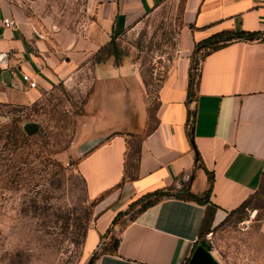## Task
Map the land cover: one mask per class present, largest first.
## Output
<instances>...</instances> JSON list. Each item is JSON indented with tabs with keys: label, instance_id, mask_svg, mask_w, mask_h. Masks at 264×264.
Masks as SVG:
<instances>
[{
	"label": "crops",
	"instance_id": "0c3cea01",
	"mask_svg": "<svg viewBox=\"0 0 264 264\" xmlns=\"http://www.w3.org/2000/svg\"><path fill=\"white\" fill-rule=\"evenodd\" d=\"M168 1L88 0L91 18L79 34L45 37L18 19L7 0H0V51L11 54L10 67L0 69V108L27 105L51 85H69L92 70L100 87L113 85L108 90L112 99H126L118 86L132 90L138 111L134 121L141 124L148 102L137 65L127 57L118 65L113 59L96 63L93 57L111 36L138 25ZM171 1L180 3L176 57L158 87L155 122L139 142L135 165L126 164L127 139L120 130L88 141L78 162L88 196L105 194V211L87 229L83 242L87 258L98 251L93 264H187L200 240L239 209L262 180L264 0ZM5 18H13L16 27H4ZM239 30L257 32L260 38L201 49L189 93L195 45L217 33ZM23 74L37 86L29 88ZM101 106L98 121L114 129L115 111L104 102ZM209 174V202L164 197L135 213L119 228L116 249L103 251L117 226L112 220L132 201L156 189L180 190L187 182L190 192L202 195Z\"/></svg>",
	"mask_w": 264,
	"mask_h": 264
},
{
	"label": "rangeland",
	"instance_id": "374dc122",
	"mask_svg": "<svg viewBox=\"0 0 264 264\" xmlns=\"http://www.w3.org/2000/svg\"><path fill=\"white\" fill-rule=\"evenodd\" d=\"M7 1L18 19L45 37L79 34L92 14L88 0ZM180 22V3L170 0L115 37L119 63L127 57L140 70L148 102L141 124L134 121L132 90L118 86L126 99H112L113 85L100 87L92 70L69 85H51L27 105L0 108V264H87L84 238L105 203L104 196L96 200L86 192L77 168L83 148L120 130L127 139L126 164L135 165L139 142L155 122L158 87L176 57ZM103 102L116 113L114 129L97 119ZM136 208L117 220L106 248ZM204 239L220 264H264V172L244 206Z\"/></svg>",
	"mask_w": 264,
	"mask_h": 264
},
{
	"label": "trees",
	"instance_id": "16d2710c",
	"mask_svg": "<svg viewBox=\"0 0 264 264\" xmlns=\"http://www.w3.org/2000/svg\"><path fill=\"white\" fill-rule=\"evenodd\" d=\"M255 38H260V35H258L257 32H247V31L239 30L233 32H229V31L220 32L209 38L202 40L201 42H198L195 45L192 54V64L189 72V93H191V89L193 88L194 85L195 76H196L194 74V70L197 68L198 65V59L196 57V53H198L201 49H208V51L212 49H216L224 45L227 41H231L233 39L253 40ZM262 38L264 39V35L262 36ZM111 56L114 57L115 64L118 65L120 59V50H119V46L117 45V42L115 41V36H111L108 43H106L105 45L99 48V50L95 53L93 59L96 63H102L108 60ZM208 180H209V187L202 195H196L190 192L188 182L185 183V185H183V187L177 191H173L172 190L173 188H161L142 194L140 197H138L130 204H128L126 210L118 212L117 215L112 220V224H114L121 216L129 213L130 210L133 209L134 207L137 206V208L135 209V213H138L144 210L145 208L157 203L164 197L174 196L181 199L194 200L199 203H207L210 201L209 199H210L212 182H213V176L211 174H209ZM103 196L104 193L98 195L95 199L98 200ZM245 203L246 202H244L240 206V208L244 206ZM239 209L231 211L230 214H233ZM117 245H118V239L116 238L112 245H110L107 248L105 247L106 245H104L102 249L103 251H112L116 249ZM97 255H98V251L94 252L89 257L87 264H93L94 259L97 257Z\"/></svg>",
	"mask_w": 264,
	"mask_h": 264
},
{
	"label": "water",
	"instance_id": "95a60500",
	"mask_svg": "<svg viewBox=\"0 0 264 264\" xmlns=\"http://www.w3.org/2000/svg\"><path fill=\"white\" fill-rule=\"evenodd\" d=\"M26 128L30 130L33 125H28ZM187 264H218L211 255V244L207 239L200 240Z\"/></svg>",
	"mask_w": 264,
	"mask_h": 264
},
{
	"label": "built area",
	"instance_id": "2783aa9c",
	"mask_svg": "<svg viewBox=\"0 0 264 264\" xmlns=\"http://www.w3.org/2000/svg\"><path fill=\"white\" fill-rule=\"evenodd\" d=\"M3 25L6 28H14L16 27V22L13 18H5L3 19ZM10 52L8 51H0V69H8L10 67ZM22 79L26 81L29 88H35L37 86V83L30 79L28 75L23 74Z\"/></svg>",
	"mask_w": 264,
	"mask_h": 264
}]
</instances>
